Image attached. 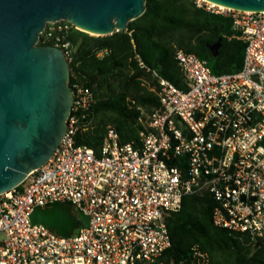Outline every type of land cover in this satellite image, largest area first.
I'll return each mask as SVG.
<instances>
[{
  "label": "built area",
  "instance_id": "2783aa9c",
  "mask_svg": "<svg viewBox=\"0 0 264 264\" xmlns=\"http://www.w3.org/2000/svg\"><path fill=\"white\" fill-rule=\"evenodd\" d=\"M196 5L232 20V38L246 44L242 69L217 75L206 60L177 50L188 90L154 72L160 103L138 140L121 143L110 127L98 151L76 145L95 98L75 84L59 147L19 186L0 193V264H167L168 218L186 196L204 191L216 202L215 226L264 241V11ZM73 27L59 21L44 32L68 62L73 50L65 39ZM58 204L87 218L71 237L32 221L35 209ZM169 264L211 259L196 245L189 262Z\"/></svg>",
  "mask_w": 264,
  "mask_h": 264
},
{
  "label": "trees",
  "instance_id": "16d2710c",
  "mask_svg": "<svg viewBox=\"0 0 264 264\" xmlns=\"http://www.w3.org/2000/svg\"><path fill=\"white\" fill-rule=\"evenodd\" d=\"M225 29L196 0H147L142 17L130 22L128 30L109 36H92L73 27L65 39L73 50L70 86L89 88L95 98L89 116L80 122L76 145L98 151L110 127L118 131L121 143L138 140L147 117L160 103L154 72L188 90L176 60L179 49L206 60L217 75L241 70L246 44L232 38V31L224 35ZM45 36L39 45L55 46V39ZM221 38L219 55L214 57L211 46ZM215 204L207 191L184 198L181 211L168 218L172 246L163 260L189 262L197 245L209 254L211 264H264V243L257 247L259 242L253 243L247 234L215 226Z\"/></svg>",
  "mask_w": 264,
  "mask_h": 264
},
{
  "label": "water",
  "instance_id": "95a60500",
  "mask_svg": "<svg viewBox=\"0 0 264 264\" xmlns=\"http://www.w3.org/2000/svg\"><path fill=\"white\" fill-rule=\"evenodd\" d=\"M244 11H264V0H206ZM147 0H0V193L45 165L67 132L73 104L71 69L56 46L39 45L49 23L68 21L94 36L128 30ZM232 29V20L210 13ZM222 38L211 46L219 55ZM32 221L71 237L84 225L73 205L35 209ZM259 242L257 247L262 246Z\"/></svg>",
  "mask_w": 264,
  "mask_h": 264
},
{
  "label": "rangeland",
  "instance_id": "374dc122",
  "mask_svg": "<svg viewBox=\"0 0 264 264\" xmlns=\"http://www.w3.org/2000/svg\"><path fill=\"white\" fill-rule=\"evenodd\" d=\"M92 36H94V34H93ZM83 220L86 222V221H87V218H86V217H84V218H83Z\"/></svg>",
  "mask_w": 264,
  "mask_h": 264
}]
</instances>
